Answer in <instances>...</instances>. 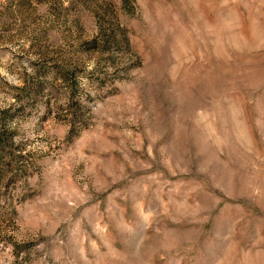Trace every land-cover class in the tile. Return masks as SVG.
Masks as SVG:
<instances>
[{"label":"rangeland","instance_id":"rangeland-1","mask_svg":"<svg viewBox=\"0 0 264 264\" xmlns=\"http://www.w3.org/2000/svg\"><path fill=\"white\" fill-rule=\"evenodd\" d=\"M0 264H264V0H0Z\"/></svg>","mask_w":264,"mask_h":264}]
</instances>
